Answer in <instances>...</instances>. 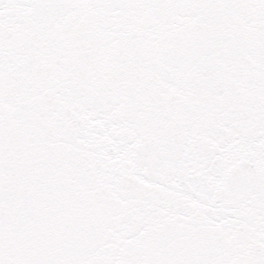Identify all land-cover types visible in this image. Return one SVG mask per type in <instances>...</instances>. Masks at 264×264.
<instances>
[{"label": "snow or ice", "instance_id": "obj_1", "mask_svg": "<svg viewBox=\"0 0 264 264\" xmlns=\"http://www.w3.org/2000/svg\"><path fill=\"white\" fill-rule=\"evenodd\" d=\"M0 264H264V0H0Z\"/></svg>", "mask_w": 264, "mask_h": 264}]
</instances>
